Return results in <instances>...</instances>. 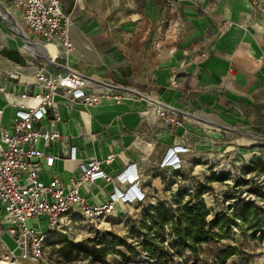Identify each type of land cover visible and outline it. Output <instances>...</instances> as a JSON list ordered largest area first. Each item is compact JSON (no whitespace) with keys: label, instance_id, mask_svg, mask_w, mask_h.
I'll use <instances>...</instances> for the list:
<instances>
[{"label":"crops","instance_id":"obj_1","mask_svg":"<svg viewBox=\"0 0 264 264\" xmlns=\"http://www.w3.org/2000/svg\"><path fill=\"white\" fill-rule=\"evenodd\" d=\"M61 3L72 16L75 50L67 67L57 42L28 34L9 0H0V128H12L23 95L41 92L35 84L39 70L52 75L75 72L89 82L88 94L113 91L126 99L88 108L58 97L63 139L43 148L57 158L42 173L43 182L57 178L68 184L90 159L115 155L112 164L103 166L113 182L99 180L82 193L91 205H104L116 190L132 191L117 177L126 170L137 172L140 180L135 184L146 200L119 204L109 219L116 222L122 212L155 207L159 200L175 206L172 197L183 185L205 186V181L215 189V178L226 174L220 167L240 161L238 145L264 142V0ZM9 20L25 37L12 30ZM158 107L177 115L183 125L160 120ZM173 151L183 161L181 170L161 167ZM243 151L242 159L249 164L255 153ZM71 152L75 160L68 158ZM15 250L14 240L4 235L0 259Z\"/></svg>","mask_w":264,"mask_h":264},{"label":"built area","instance_id":"obj_2","mask_svg":"<svg viewBox=\"0 0 264 264\" xmlns=\"http://www.w3.org/2000/svg\"><path fill=\"white\" fill-rule=\"evenodd\" d=\"M61 1L9 0L11 7L21 16L28 34L46 43L57 42L60 58L67 67L68 57L75 49L71 38L72 16L63 10ZM35 80L41 92L32 97L23 95L24 103L12 119V128H0V204L3 210L0 240L8 235L16 245V250L11 253L13 260L29 263H39L46 258L47 242L53 239L64 220H109L114 218L119 204L133 206L145 202L147 197L136 185L140 180L138 173L126 170L116 181L121 185L128 183L132 191L123 193L118 189L110 201L101 206L88 202L82 193L83 188L99 180L113 182L103 171V166L114 162L113 154L103 161L90 159L82 164L68 184L57 178L49 183L41 180L45 168H52L57 159L47 155L43 148L63 139L59 129L62 120L58 97L69 99L68 104L79 103L88 108L103 102L120 104L126 98L113 91L88 94L89 82L75 72L52 75L39 70ZM156 115L171 126L183 125L177 115L164 108H156ZM68 156L71 160L76 159L75 152ZM161 167L178 171L182 169L183 161L173 151ZM199 185L195 184L194 188ZM41 217H46L49 225L44 233L29 225L30 221ZM16 252L20 257L15 256Z\"/></svg>","mask_w":264,"mask_h":264},{"label":"rangeland","instance_id":"obj_3","mask_svg":"<svg viewBox=\"0 0 264 264\" xmlns=\"http://www.w3.org/2000/svg\"><path fill=\"white\" fill-rule=\"evenodd\" d=\"M262 138L264 139V136ZM249 146H237L236 154L239 153L238 156H241L240 161L238 160L239 163L233 161L235 164L230 162V164L225 163L220 167L221 173L224 171L229 178L214 184L215 189L209 187L205 181L203 182L205 184L203 188L208 195L203 194L202 199L209 212V221L215 216L235 217L238 209L243 205V201L253 203L260 218L264 219V156H261L264 154V142L253 141ZM249 148L251 153H255V156L252 157V162L248 164L243 161L241 154H243L244 149L247 151ZM246 156L248 158L250 154H246ZM197 192L199 191L196 188L183 185L182 188L177 189V195L172 197L175 200L173 203L175 206L173 205L172 208L176 209L178 205L183 206L188 203L191 197L196 196ZM164 202V200H159L156 206ZM168 206L171 207L169 204ZM150 207L154 206L128 209L121 213V218L116 222L102 218L98 220L84 218L64 220L61 222L60 229L54 233L53 239L47 242L46 258L43 261L29 263L20 259L13 260L12 255L9 254L0 259V262L7 264H164L165 261H168V264H186L190 252L184 249H176L172 245L176 239L170 226L158 233L153 231L148 237L141 230L139 224L142 220L141 217L146 215ZM237 222L241 227L233 229L232 238L221 241L218 247H213V251L222 252L227 247L234 246L239 248L241 253L228 260L226 264H264V238H261L260 241L258 239L249 240V245L243 247L239 243L245 235L246 226L241 223L240 219ZM29 223L30 226L43 233L49 226L46 217L32 220ZM111 235L125 240L129 246L135 248V252L132 253L121 245L114 247L112 253L103 257L104 251L111 248ZM69 243L81 245L94 252L96 256L93 255L89 259L81 253L68 249L71 261H67L64 254L59 253V250L66 248ZM198 253L203 260L198 264L213 262V255L208 250L207 245L199 246ZM18 254L16 252L15 256L20 257Z\"/></svg>","mask_w":264,"mask_h":264},{"label":"trees","instance_id":"obj_4","mask_svg":"<svg viewBox=\"0 0 264 264\" xmlns=\"http://www.w3.org/2000/svg\"><path fill=\"white\" fill-rule=\"evenodd\" d=\"M228 174H221V176L215 178L216 181H225ZM203 185L195 187L199 192L196 196L191 197V200L183 206L178 205L176 209L167 206L165 203L158 204L156 207H150L144 217H141L140 228L147 235L153 231L157 233L165 230L167 226L172 229V234L176 239L172 245L176 249H184L190 252V256L187 259L186 264H198L203 262L202 257L198 253V247L205 244L208 246V250L211 251L213 262H204V264H226L228 260L236 257L241 252L239 248L229 246L222 252L213 251V247L216 248L221 241L229 240L232 238L233 229L241 227L238 225L237 220L240 219L242 224H245L244 236L239 244L243 247L249 243V240H261L264 238V219L260 218L257 208L253 206V203L243 201V205L238 209V213L235 217L215 216L212 220H208L209 212L206 209L202 195L205 193ZM258 236V237H257ZM111 244L108 250L104 251L103 257H106L108 253H112V250L116 246L125 247L130 252L134 253L135 248L129 246L125 240H122L117 236H110ZM249 245V244H248ZM72 249L78 253H81L86 258L95 255L85 247L76 244H67L66 248L59 250V253L64 254V258L67 261H71L69 256ZM123 255V254H122ZM103 259V258H102ZM164 264H168L165 261ZM183 264V263H176Z\"/></svg>","mask_w":264,"mask_h":264},{"label":"bare ground","instance_id":"obj_5","mask_svg":"<svg viewBox=\"0 0 264 264\" xmlns=\"http://www.w3.org/2000/svg\"><path fill=\"white\" fill-rule=\"evenodd\" d=\"M9 25H10V27L12 28V30L13 31H16L17 33H19L20 34V32L21 33H23L20 29H19V27L16 25V23H15V21H11V20H9ZM19 30H20V32H19ZM31 46V44L28 42V49H31L32 50V48L30 47ZM34 46V45H33ZM35 47V46H34ZM33 51V50H32ZM47 52V51H46ZM41 54V53H40ZM47 56V55H46ZM219 129H225L224 127H220L219 126ZM230 132H233V133H239V132H237V130H230V129H228ZM243 134H245V133H243ZM249 136V135H248ZM1 264H7V263H1Z\"/></svg>","mask_w":264,"mask_h":264},{"label":"water","instance_id":"obj_6","mask_svg":"<svg viewBox=\"0 0 264 264\" xmlns=\"http://www.w3.org/2000/svg\"><path fill=\"white\" fill-rule=\"evenodd\" d=\"M19 35H20V37H25V34H24V33H21V34H19ZM26 39H27L28 41H30L28 37H27Z\"/></svg>","mask_w":264,"mask_h":264}]
</instances>
